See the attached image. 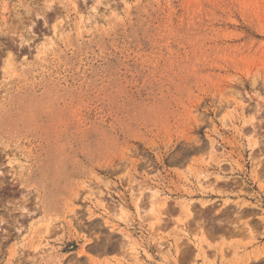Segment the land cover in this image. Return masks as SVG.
Returning <instances> with one entry per match:
<instances>
[{
    "label": "rangeland",
    "instance_id": "obj_1",
    "mask_svg": "<svg viewBox=\"0 0 264 264\" xmlns=\"http://www.w3.org/2000/svg\"><path fill=\"white\" fill-rule=\"evenodd\" d=\"M0 264H264V0H0Z\"/></svg>",
    "mask_w": 264,
    "mask_h": 264
}]
</instances>
